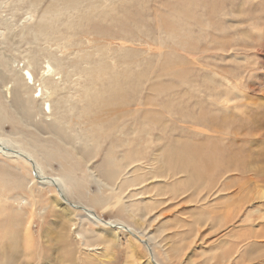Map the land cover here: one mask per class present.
Returning <instances> with one entry per match:
<instances>
[{
    "label": "rangeland",
    "instance_id": "374dc122",
    "mask_svg": "<svg viewBox=\"0 0 264 264\" xmlns=\"http://www.w3.org/2000/svg\"><path fill=\"white\" fill-rule=\"evenodd\" d=\"M52 1L0 0V139L30 153L43 173L64 180L68 190L74 186L80 192L73 193L72 199L68 197L73 206L67 205V210L61 201L50 204L55 192L48 188L37 186L35 191L42 197L34 198L25 186L15 188L16 171L7 174L4 170L20 167L19 173L28 180L32 178L31 169L0 155V247L15 246L16 264H264V197L256 194L264 189V0H80L77 7L63 13L47 11ZM234 12L237 14L232 18ZM229 18L236 21L231 28L226 26ZM43 20L54 23V30L47 33L48 43L35 38ZM243 31L248 32L249 40ZM216 37L229 42V57L208 50ZM57 40L67 43L58 44ZM218 67L230 71L229 80L241 88V93L238 101L227 102V109L210 113L213 108L219 109L213 103L220 98L213 96L218 97L220 90L227 93L218 79L215 84L203 83L204 76L212 70L217 72ZM25 71L31 74L33 84L22 76ZM51 86L56 87L54 99L50 97ZM253 86L257 90L250 88ZM15 91H19L28 112L24 115L10 106ZM75 91L78 97H96L98 108L83 109L72 100ZM61 100L67 106L73 104L71 111H63L65 121L73 115V123L68 121L63 127L65 142L48 128L55 123L48 105L54 109ZM80 109L82 113L77 114ZM200 111L211 119L224 114L229 122L209 131L194 125L191 119ZM90 120L96 121L95 128L76 125ZM257 125L262 128L260 132ZM118 128L145 132L142 159L122 170L128 183L124 194L96 205L94 210L105 222L132 227L142 241L118 232L117 226L81 220L83 212L77 217L70 213L77 203L82 204L83 197L92 200V196L107 195L87 168L107 164L108 151L115 149L113 154L120 156L134 147L128 139L132 142L141 138L127 137ZM109 130L113 134L104 135ZM125 143L127 149L122 145ZM194 143L202 147L199 156L211 152L214 156L202 157L194 164L195 171L189 178L194 174L196 178L190 182L187 170L175 173L176 160L168 153L162 161V153L184 145L183 154L186 144ZM75 151H92L94 156L83 160ZM218 158L221 165L232 166L230 171L220 173ZM69 168V173L64 172ZM210 173L218 174L219 184L214 187L206 178ZM174 177L178 180L173 181ZM115 181L114 185L118 183ZM132 192L133 197L126 202L124 195ZM127 204L138 209L134 215ZM41 209L45 211L40 213ZM230 210L233 215L226 218ZM68 216L77 219L73 225L63 219ZM77 231L94 242L89 249L83 247V236ZM11 233L19 234L15 243L9 242ZM250 241L257 244L248 251ZM241 246V252L235 254Z\"/></svg>",
    "mask_w": 264,
    "mask_h": 264
},
{
    "label": "bare ground",
    "instance_id": "6f19581e",
    "mask_svg": "<svg viewBox=\"0 0 264 264\" xmlns=\"http://www.w3.org/2000/svg\"><path fill=\"white\" fill-rule=\"evenodd\" d=\"M79 1L80 0H53L52 1V3L50 4V6L48 7V10L47 11H58L59 13H63V12H68V11H70L72 8L74 9L75 7H77L78 6V4H79ZM234 5V4H233ZM236 6V5H235ZM215 8V7H214ZM217 8V7H216ZM241 9H242V7H241ZM232 10V9H231ZM233 11H235V10H233ZM226 12H227V10H226ZM240 12V11H239ZM216 13V12H215ZM219 13V12H218ZM221 13V12H220ZM224 13V12H223ZM236 12H234V14L232 15V18H233V16H236ZM226 15V14H225ZM224 15V16H225ZM228 15V14H227ZM241 16V15H240ZM239 16V17H240ZM226 17H228V16H226ZM214 18V17H213ZM225 18V17H224ZM228 19V20H226L229 24L228 25H226L225 24V22H224V24L228 27V28H231V27H233L234 26V24L236 23V21L235 20H233V19ZM238 21V20H237ZM240 21V20H239ZM242 21V20H241ZM243 21H245V20H243ZM241 23V22H240ZM201 24V23H200ZM241 25V24H240ZM225 26V27H226ZM253 26V25H252ZM256 28V27H255ZM52 30H54V23L52 22V21H49V20H43L39 25H38V27H37V29H36V36H35V38H36V40H43V41H49V37H48V35H47V33L48 32H50V31H52ZM184 30V29H183ZM223 30V29H222ZM249 30V29H248ZM258 30H259V28H258ZM254 31V30H253ZM253 31H252V33H253ZM261 32V31H260ZM255 33V32H254ZM253 33V34H254ZM256 33H259V32H257L256 31ZM251 34V33H250ZM264 34V33H263ZM242 35H244V36H246L247 38H248V32L247 31H243L242 32ZM259 35V34H258ZM260 36H261V33H260ZM239 37H241V36H239ZM251 37V36H250ZM253 38V36L251 37V39ZM263 38V37H262ZM224 39V38H223ZM250 38H248V40H249ZM226 40V39H225ZM254 40V39H253ZM264 40V39H263ZM58 41V44H66L67 43V41H61V40H57ZM243 41V40H242ZM245 41V40H244ZM243 41V42H244ZM255 41V40H254ZM209 42V41H208ZM239 42V41H238ZM256 42H257V40H256ZM48 43V42H47ZM242 43V42H241ZM258 43H259V40H258ZM243 44V43H242ZM250 44L252 45V43L250 42ZM83 45V44H82ZM248 45V44H247ZM208 46V45H207ZM206 46V47H207ZM228 46H230L229 45V42L227 43V42H225L224 40H222L221 38H214V39H212V41H211V45H210V47L208 46V50H216V51H221L222 53H224V55H225V57L227 58V57H229V51H228V53H227V50H228ZM255 46V45H254ZM258 46V45H257ZM241 47H243V46H241ZM232 48V47H231ZM245 48V47H244ZM196 49V48H195ZM229 50H230V48H229ZM242 50V49H241ZM256 52V51H255ZM230 55H232V54H230ZM193 56V55H192ZM81 60H83V59H81ZM183 65V64H182ZM95 66V65H94ZM194 66V65H193ZM196 66V65H195ZM194 66V67H195ZM210 66V65H209ZM180 67V66H179ZM206 67H208V66H206ZM211 67V66H210ZM217 67V66H216ZM115 68V67H114ZM247 68V67H246ZM88 69V68H87ZM195 69V68H194ZM216 69V68H215ZM24 70V69H23ZM22 70V71H23ZM80 70V69H79ZM100 70V69H99ZM212 70V69H211ZM93 71V70H92ZM216 71V70H215ZM215 71H211L209 74H207V75H205L204 77H206V81L205 82H203L204 83V85L206 84V83H209L210 84V82L212 83V82H214V84L216 83V80L215 79H218V82H219V85H221L222 83L224 84H222L221 85V89H223L224 87H225V89H226V92L227 93H224V92H222L221 90H220V95L218 96V97H216V95H214L213 97H215V98H220V102H214L213 104L216 106V107H218L219 109H215V108H213L214 110H212L210 113H214L215 111H220V109H223V110H225V109H227V102H229L231 99H233L234 101L235 100H237V99H239L238 98V96H240V93H241V88L236 84V83H231V81L229 80V76H230V71L228 72L227 70H225L224 68H219L218 67V69H217V72H215ZM103 72V71H102ZM188 72V71H187ZM201 73V72H200ZM87 74V73H86ZM97 73H95V75H96ZM65 75H68V74H65ZM72 78H73V75H75V74H73V75H71V74H69ZM82 75V74H81ZM201 75H203V74H201ZM201 75H199V76H201ZM23 77H25V76H27L28 78H24L25 80H28V79H31V83L33 84V78H32V76H31V74L28 72V71H25V75H22ZM69 76V77H70ZM76 76V75H75ZM88 76H89V74H88ZM235 76V75H234ZM261 76V75H260ZM67 78H69L68 76H66ZM70 77V78H71ZM198 77V76H197ZM54 78V77H53ZM75 78V77H74ZM97 78V77H96ZM96 78H94V79H96ZM236 78V77H235ZM195 79V78H194ZM198 79H199V77H198ZM204 79V78H203ZM71 80V79H70ZM201 80V79H200ZM69 81V80H68ZM77 79H74V80H72V82H74V84H75V87H79L80 85L79 84H77ZM99 81V80H98ZM97 81V82H98ZM204 81V80H203ZM67 82V81H66ZM96 82V83H97ZM200 82V81H199ZM235 82V81H234ZM187 83H189V82H187ZM202 83V84H203ZM68 84V83H67ZM92 84H93V86H94V84H95V81H92ZM181 84H182V82H181ZM184 84V83H183ZM198 84V83H197ZM199 85V84H198ZM55 86V85H54ZM74 86V85H73ZM89 86V85H88ZM107 86V85H106ZM183 86V85H182ZM209 86V85H208ZM212 86V85H211ZM215 86V85H214ZM82 87V86H81ZM80 87V88H81ZM86 87V86H85ZM180 87V86H179ZM257 87V86H256ZM70 88V87H69ZM106 88V87H105ZM216 88V87H215ZM248 88V87H247ZM251 89H254L255 87L253 86V87H250ZM41 89V88H40ZM44 89H45V87H44ZM256 89V88H255ZM262 89V88H261ZM6 90V89H5ZM47 90V89H46ZM257 90V89H256ZM264 90V89H263ZM48 91V90H47ZM51 94H50V97L52 98V99H54V97H55V94H56V87H52L51 86ZM72 91V90H71ZM99 91V90H98ZM181 91V90H180ZM206 90H204V92H205ZM41 92V91H40ZM49 92V91H48ZM77 91H75V93H74V95L73 96H71L72 97V100H75V101H77L81 106H83V109H84V107H89V108H92L93 109V111H95L97 108H98V106L96 105L97 104V99H96V97H94V96H89V95H84V96H81V97H78V95H77V93H76ZM80 92H82V91H80ZM86 92V91H85ZM105 92V91H104ZM107 93L106 94H111V93H108V91H106ZM216 92H218V91H214V93H216ZM103 93V92H102ZM41 94V93H40ZM58 95H59V93H57ZM68 94V93H67ZM87 94V93H86ZM105 93H103V95H104ZM224 94H226V96L227 97H223L224 96ZM44 95V94H43ZM71 95V94H70ZM181 95V94H180ZM80 96V95H79ZM108 96H110L111 97V95H108ZM207 96V95H206ZM62 97H63V95H62ZM103 97V96H102ZM105 97V96H104ZM113 97V96H112ZM203 97H205L204 95H203ZM208 98H210V95H208L207 96ZM64 98V97H63ZM100 98V97H99ZM214 98V99H215ZM243 98V97H242ZM62 99V98H61ZM198 99V98H197ZM205 99H207V98H205ZM214 99H212V100H214ZM108 100V99H107ZM118 100V99H117ZM121 100H123V99H121ZM121 100L119 101V102H121ZM194 100H196V99H194ZM62 102L59 104V106H58V103L56 102V106H55V108L54 109H52L51 108V105H48V108H49V111L51 112V110H52V112H53V115H54V121H55V123H52V124H50V125H48V128H50V131H53L61 140H63L64 142H65V138H67V136H66V131H64L63 130V127L66 125V122H72V119H73V115L72 116H69V117H67V119H66V121H65V119L63 118V111L65 110V109H69V111H71V109L73 108V104H70L69 106H67V102H63V100H61ZM238 101V100H237ZM240 101V100H239ZM210 102H212V101H210ZM241 102V101H240ZM237 103H239V102H237ZM178 104V103H177ZM195 104V103H194ZM100 105V104H99ZM196 105H198V104H196ZM205 105V104H204ZM213 105V106H214ZM236 105V104H235ZM235 105H234V107H235ZM241 105H243V104H241ZM11 108H13L15 111H17V113L18 114H23L24 115V113L25 112H27V111H25V108H24V104H23V102H22V99H21V97H20V95H19V91H15L14 92V94H13V97H12V100H11ZM66 106H67V108H66ZM113 106V105H112ZM239 106V105H238ZM181 107H183V106H181ZM192 107V106H191ZM196 107V106H195ZM193 108V107H192ZM203 108H205V106H203ZM208 108H210V107H208ZM212 108V107H211ZM230 108V107H229ZM238 108V107H237ZM121 109V108H120ZM180 109V108H179ZM194 109V108H193ZM199 109V108H198ZM242 109H245V108H242ZM81 111H79V112H76L77 114H80V113H82V109H80ZM126 110V109H125ZM202 110V109H201ZM204 110V109H203ZM101 111V110H100ZM84 112V111H83ZM227 112V111H226ZM242 112H244V111H242ZM246 112V111H245ZM28 113V112H27ZM92 113H94V112H92ZM197 113V112H196ZM201 111L199 112V115H196L195 114V117H192L191 119H192V121H193V123H194V125H199L200 127H202L203 126V128L205 127V129H209V131L210 130H214V127H216L217 126V124H221V123H228L229 122V120H228V118L223 114L222 115V117H218V119H211V118H209V117H212V116H207L206 114H204V113H201ZM26 114V113H25ZM105 114V113H104ZM129 114H130V112H129ZM142 114V113H141ZM140 114V115H141ZM238 114V113H237ZM246 114V113H245ZM59 117H58V116ZM94 115H96V114H94ZM100 115V114H99ZM138 115V117L140 116L139 114H137ZM210 115V114H209ZM241 115V114H240ZM249 115V114H248ZM261 115V114H260ZM259 115V116H260ZM142 116H143V114H142ZM145 116V115H144ZM177 116V115H176ZM187 116V115H186ZM242 116V115H241ZM189 117H190V115H189ZM188 117V118H189ZM229 117V116H228ZM235 117H237L236 115H235ZM239 117V116H238ZM247 117V116H246ZM252 117H254V116H252ZM251 117V118H252ZM74 118H77L76 116L74 117ZM116 117H114V119H115ZM182 118V117H181ZM184 118V117H183ZM213 118V117H212ZM242 118V117H241ZM241 118H240V121H241ZM113 119V120H114ZM145 118H143V120H144ZM190 119V118H189ZM243 119V118H242ZM111 120V119H110ZM254 120V119H253ZM134 121H135V119H134ZM248 121V120H247ZM140 122V121H139ZM170 122V121H169ZM253 122V121H252ZM256 122V121H255ZM73 123V122H72ZM123 123V122H122ZM124 123H126V122H124ZM81 124H84V126H86V124L89 126V127H91V128H95L96 126H97V124H96V121L94 120L93 122H91V120L90 121H88V122H82V123H80V124H76V125H81ZM136 124V123H135ZM162 124V123H161ZM167 124V123H166ZM253 124V123H252ZM255 124V123H254ZM257 124V123H256ZM131 125H132V123H131ZM140 125V124H139ZM243 125V124H242ZM251 125V124H250ZM260 125V124H259ZM259 125H257V127H256V129H257V131L258 132H260L261 130H262V128H260L259 127ZM70 126V125H69ZM100 126V125H99ZM119 126H121V125H119ZM130 126V125H129ZM102 127L104 128V126L102 125ZM105 127H108L107 125H105ZM125 127V126H124ZM135 127V126H134ZM152 127V126H151ZM155 127V126H154ZM233 127V126H232ZM239 127V126H238ZM242 127V126H241ZM240 127V128H241ZM82 128H84V127H82ZM102 128V129H103ZM126 128H128V127H126ZM136 128V127H135ZM160 128V127H159ZM162 128V127H161ZM251 128V127H250ZM255 128V127H254ZM260 128V129H259ZM65 129V128H64ZM69 129V128H68ZM68 129H66L67 131H68V133H67V135L69 134V130ZM118 129H120V131L119 132H123V133H126L125 134V136H137L138 135V137L139 136H141V138H139L137 141L135 140V141H133L132 140V142L128 139L127 141H128V143L129 144H132V145H134V147H132L131 145V147H132V149H130V150H127V152H125V153H122V155H120V156H115L114 154H113V152H114V150L115 149H111L110 151H108V153H107V155H106V157L108 158L107 159V164H105V165H100L98 168H93V169H90L89 167L87 168V171H92L93 172V174H95L96 175V177H97V184H98V186H100V187H102V188H104L105 189V191L107 192V195L105 196V197H100V196H92V200H90V199H88V198H86V197H83L82 198V204H79V203H77V210L76 209H74V210H70V213L74 216V217H77V214L79 213H81V212H83L84 214L82 215V216H80V219L82 220V219H85V220H87L88 222H91L92 224H94V225H102V226H104V225H109V227H112V226H117V227H115V229H118V232L120 231V232H123V234H131V235H133V236H135L136 238H137V240H140V241H142V236H137L136 234H134L133 233V229H132V227L131 228H129V227H127V226H125V225H123V224H121V223H110V222H105V221H103L98 215H97V213H96V211L94 210V209H97L96 208V205H100V204H102V203H107V202H109V201H111L112 199H114V198H116V196L117 195H119V196H122L123 194H124V192H125V190L127 189V188H124V187H126L127 186V184L128 183H126V172H122V170L123 169H125V168H128L131 164H133V163H135V162H139V160H141L142 159V151H143V149L145 148V142H143L144 140H143V137H142V135H144L145 134V132L144 131H134V130H132V132H128V130L127 129H125V130H123V129H121V128H118ZM141 129L143 130V128L141 127ZM165 129V128H164ZM218 129V128H217ZM245 129V128H244ZM126 130H127V132H126ZM145 130V129H144ZM160 130V129H159ZM166 130V129H165ZM223 130V129H222ZM255 130V129H254ZM82 131V130H81ZM161 131V130H160ZM162 131H163V129H162ZM257 131H256V133H257ZM109 132H111L112 133V130L110 131H107V132H105V134L104 135H108V133ZM116 132V131H115ZM212 132H215V131H212ZM217 132V131H216ZM239 132H240V130H239ZM245 132V131H244ZM101 133V132H100ZM202 133V132H201ZM219 133H221V132H219ZM262 133V132H261ZM113 134V133H112ZM168 134H169V132H168ZM172 134H173V132H172ZM207 134V133H206ZM260 134V133H259ZM258 134V135H259ZM122 135H124V134H122ZM114 136V135H113ZM108 137V136H107ZM111 136L109 135V138H110ZM119 136H117V138H118ZM130 137V138H131ZM258 137V136H257ZM58 138V139H59ZM116 138V139H117ZM123 138V137H122ZM121 138V139H122ZM158 138V137H157ZM95 139H96V137H95ZM134 139V138H133ZM105 140L107 141V139L105 138ZM100 141V140H99ZM99 141H97V142H99ZM105 141V142H106ZM113 140L111 139V142H112ZM119 141H122V140H120L119 139ZM157 141V140H156ZM159 141V140H158ZM212 140H210L209 142H211ZM218 141V140H217ZM69 142V141H68ZM110 142V143H111ZM213 142V141H212ZM109 143V144H110ZM128 143H125V144H122L123 145V147H125V145H128ZM159 143V142H158ZM175 143H177V142H175ZM180 143V142H179ZM109 144H107V145H109ZM120 144V143H119ZM19 145V144H18ZM17 145V146H18ZM106 145V146H107ZM175 145V144H174ZM199 144L197 143V144H186V146H185V150H184V152H183V154H181V152H182V148H183V146L184 145H182L181 147H170V148H168L167 150H166V152H165V154L164 153H162V155H163V158H162V161H164L165 160V158L166 157H168V153L170 154V157L172 158V159H174V160H176V162H177V166H176V168H175V173H177L178 171H180L182 168H184V169H186L187 171H186V178H187V180L188 181H190V182H192V180H195V178H196V174H194V176L192 177V178H189V176L190 175H193V171H195V167H194V164H198V160H201L202 159V157L204 158V160H205V158H211L212 156H214V153H208V154H206V155H204V156H199L201 153H202V147H200V146H198ZM122 147V148H123ZM129 147V146H128ZM151 147V146H150ZM228 147V146H227ZM114 148V147H113ZM121 148V147H120ZM126 148V147H125ZM127 149V148H126ZM107 150H108V148H107ZM125 150V149H124ZM77 151H78V149H77ZM104 151V150H103ZM106 151V150H105ZM104 151V152H105ZM123 151V150H122ZM76 152V151H75ZM116 152V151H115ZM119 152V151H118ZM149 152H150V150H149ZM77 153V152H76ZM151 153H152V151H151ZM77 154H79V156L83 159V160H90V159H92L93 158V156H94V153L92 152V151H90V153L88 154V153H85V151H80L79 153H77ZM0 155L1 156H4V157H6V158H10V159H15V160H18V161H21L22 163H24V164H26L30 169H31V175H32V178L31 179H28V180H26L20 173H19V168L20 167H16V168H11L10 170L9 169H4V170H6V173L7 174H9V172H13V171H16V172H14L13 174H14V181H15V184L17 185V186H15V188H18V186L19 187H26L29 191H30V193L31 194H33L34 193V195H35V197L34 198H37V197H40L41 196V192L40 191H35V189H36V187L37 186H39L41 189H43V190H45V188H48V190L51 192V190L52 191H54L55 193H53V196H50V204H52V203H59L60 201L61 202H63L64 203V206H65V208L64 209H66L67 210V208H68V206L70 205V206H73L68 200H69V198L68 197H70V199H72V197L74 198V196H73V193H77V195H79V192H80V190L79 189H77L76 187H72V189L71 190H68V188L66 187V183L64 182V180H62V179H60V178H58V177H55V176H48L47 174H45V173H43V169H41L40 168V165L38 164V162H36V160L35 159H33V157L31 156V154L30 153H28V152H24V151H21V150H19V149H17L10 141H8V140H2V139H0ZM150 155V154H149ZM186 155H187V157H186ZM153 156V155H152ZM199 156V157H198ZM77 157H78V155H77ZM183 157H185V158H183ZM103 158V157H102ZM201 158V159H200ZM189 161H187V160ZM158 160V159H157ZM219 160H220V158H218V165L219 166H221L220 167V169H221V172L220 173H222V172H227V171H230V169H231V165H229V166H223V165H221L220 163H219ZM187 161V163H185V164H183L184 162H186ZM192 161H194L195 163H192ZM20 162V163H21ZM141 162V161H140ZM175 162V161H174ZM156 163V162H155ZM171 163V162H170ZM169 163V164H170ZM173 163V162H172ZM110 165H113L112 167H110ZM136 165V164H135ZM139 165V164H138ZM166 167H168V165L166 164ZM136 168H138L137 166L136 167H133L132 168V170H134L135 171V169ZM140 169V168H139ZM218 169V168H217ZM71 170H70V168L68 169V170H65L64 172H66V173H69ZM126 171H128V170H126ZM133 171V172H134ZM165 171V170H164ZM121 172H122V174H121ZM133 172H131V173H133ZM172 172V171H171ZM241 172H243L244 173V171H241ZM181 175V174H180ZM129 176V175H128ZM127 176V177H128ZM131 176V175H130ZM173 176V175H172ZM177 176V175H176ZM182 176V175H181ZM68 177V176H67ZM85 177H87L86 175H85ZM92 177H95V176H92ZM133 178V177H132ZM131 178V181L132 182H134V180ZM206 178H209V180H210V184H212L210 187H214L215 185H217V184H219V182H218V174H215V173H210V175H209V177H206ZM84 179V178H83ZM116 179V181H115V183L116 182H118L117 184H113V180H115ZM174 180L173 181H175V180H178V179H175V177L173 178ZM89 180V179H88ZM183 179H181V181H182ZM86 181V180H85ZM90 181V180H89ZM180 182V181H179ZM184 182H185V180H184ZM68 183V182H67ZM71 183V182H70ZM138 183V182H137ZM136 183V184H137ZM178 183V182H177ZM178 184H180V183H178ZM185 184H188V183H185ZM193 184V183H192ZM171 185H173V184H171ZM132 186V185H131ZM176 186H178V185H176ZM176 186H175V188H176ZM186 186V185H185ZM223 186V185H222ZM197 187V186H196ZM174 188V187H173ZM201 188V187H200ZM199 188V189H200ZM178 189V188H177ZM193 191V190H192ZM134 192V191H133ZM133 192L131 193V195L129 194L128 195V197L126 196V195H124V198L125 199H127L126 200V202H128V199H129V197H133ZM174 192V191H173ZM256 194L257 195H260L261 197H264V189L263 190H260V191H256ZM45 195V194H44ZM17 196V195H16ZM31 196V195H30ZM47 196V195H46ZM42 197V196H41ZM52 198V199H51ZM2 199V198H1ZM31 200V199H30ZM35 200V199H34ZM46 200H48V199H46ZM52 200V201H51ZM15 201V200H14ZM31 201H33V200H31ZM41 201H43V200H41ZM16 203V202H15ZM43 203V202H42ZM20 204V203H19ZM49 204V205H50ZM66 204V205H65ZM76 204V203H75ZM144 204V203H143ZM48 205V206H49ZM68 205V206H67ZM87 206H89V207H87ZM127 206V208H128V211L132 214V215H134V212L136 211L137 212V210L138 209H136V207H133V204H127L126 205ZM33 207V206H32ZM35 209V208H34ZM34 209H32V210H34ZM21 210V209H20ZM35 211V210H34ZM45 210H43V209H41V211H40V213H43ZM239 211V210H238ZM22 212V211H21ZM30 213H31V211H29ZM29 212H28V214H29ZM237 212V211H236ZM35 213H37V212H35ZM2 214V213H1ZM21 214V213H20ZM24 214H26V213H24ZM233 215V211L232 210H230V211H228V212H226L225 213V217L226 218H228V217H230V216H232ZM3 216V215H2ZM16 216V215H15ZM4 217V216H3ZM6 217V216H5ZM29 217V216H28ZM7 218V217H6ZM8 218H10V217H8ZM63 219H67V221L68 222H70L71 223V225H73L74 224V222L77 220H73L72 218H69V216L68 217H64ZM136 219H138V221L140 220L139 218H136ZM264 219V218H263ZM10 220H11V218H10ZM15 219H13L12 221H14ZM4 221V220H3ZM16 221H18V220H16ZM10 223V222H9ZM23 222L21 221V222H18L17 224L18 225H20V224H22ZM26 223H27V221H26ZM28 224V223H27ZM2 225V224H1ZM0 225V226H1ZM10 225V224H9ZM6 226H8V224L6 225ZM11 226V225H10ZM121 227V228H118V227ZM4 227V226H3ZM12 227V226H11ZM26 227V226H25ZM29 227V226H28ZM1 228V227H0ZM14 228V227H13ZM123 228V229H122ZM3 229H7V231H9L10 230V228H6V227H4ZM2 229V230H3ZM26 230L24 231L25 233H27V229L28 228H25ZM13 230V229H12ZM11 230V231H12ZM17 230V229H16ZM15 230V231H16ZM22 230H23V228H22ZM4 231V230H3ZM3 231H1V232H3ZM6 231V232H7ZM15 231H14V233H15ZM134 231H135V229H134ZM18 232V231H17ZM20 232V231H19ZM23 232V231H22ZM78 232V231H77ZM5 233V232H4ZM2 234V233H1ZM8 234V233H7ZM122 234V233H121ZM18 235V236H17ZM13 234V233H11L10 234V239H9V242L11 241V242H13V243H15L16 242V240H18V237H19V234ZM78 236H83V232H78ZM2 238H4L5 240H6V236L5 237H3V236H1ZM25 238H26V236H25ZM29 238V237H28ZM88 238V236L87 235H85V236H83L82 237V241L84 242V244H83V247H86V248H88L89 249V247L94 243H92L89 239H87ZM92 238V237H91ZM249 238H251V239H253V240H256V237H254V236H252V235H250V237ZM20 239H21V237H20ZM19 239V240H20ZM27 239V238H26ZM8 240V239H7ZM30 240V239H29ZM29 240H28V242H29ZM25 242H27V241H25ZM27 242V243H28ZM11 244V243H10ZM10 244H9V246H10ZM17 244V243H16ZM239 244V243H238ZM238 244H236L235 246L237 247L238 246ZM257 244V242L256 241H250L249 243H248V245H247V250L248 251H250L251 249H253L254 247H255V245ZM8 245V244H7ZM6 245V246H7ZM28 246V245H27ZM1 248V247H0ZM27 248V247H26ZM25 248V249H26ZM87 249V250H88ZM243 249V247L241 246V247H239L236 251H235V254H239L240 252H241V250ZM15 250V246H11L10 248H5V247H2L1 249H0V264H16L15 262V257H16V254H14V251ZM26 250H28V248L26 249ZM86 250V251H87ZM233 250H234V248H233ZM16 251V250H15ZM234 252V251H233ZM247 252V251H246ZM245 252V253H246ZM244 253V254H245ZM233 254H231L230 255V257L232 256ZM18 256V255H17ZM23 256V255H22ZM24 257V256H23ZM18 258V257H17ZM17 260V259H16ZM230 259H228V257H226V261H229Z\"/></svg>",
    "mask_w": 264,
    "mask_h": 264
}]
</instances>
